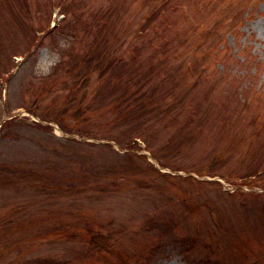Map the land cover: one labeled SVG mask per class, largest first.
I'll return each instance as SVG.
<instances>
[{"label": "rangeland", "instance_id": "rangeland-1", "mask_svg": "<svg viewBox=\"0 0 264 264\" xmlns=\"http://www.w3.org/2000/svg\"><path fill=\"white\" fill-rule=\"evenodd\" d=\"M155 1L0 0V264H264V0Z\"/></svg>", "mask_w": 264, "mask_h": 264}, {"label": "trees", "instance_id": "trees-1", "mask_svg": "<svg viewBox=\"0 0 264 264\" xmlns=\"http://www.w3.org/2000/svg\"><path fill=\"white\" fill-rule=\"evenodd\" d=\"M171 2H172V0H156L155 1V8H154L155 12L152 14L153 15L157 14L158 17H160V15H164L167 12V10L165 9V6L167 7V4L171 3ZM177 5L179 6L180 4H177ZM177 5H175V6H177ZM28 51L31 52L30 49ZM163 53H164V51H162V52L159 51V53L157 55L160 56ZM92 239H93V237H92ZM93 241H97L99 246H100V244H102L101 243L102 241L99 238L93 239ZM103 245H105V244H103ZM35 259H37L35 261V264H55L54 262H57L58 264H65V263H59L58 261H56L53 258L52 259H50L49 257L46 258V256L45 257H38ZM16 262H20V260L19 259L18 260H12L9 262V264H14Z\"/></svg>", "mask_w": 264, "mask_h": 264}]
</instances>
